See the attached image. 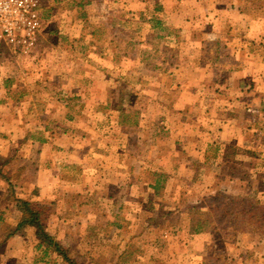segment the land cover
<instances>
[{
    "label": "rangeland",
    "instance_id": "374dc122",
    "mask_svg": "<svg viewBox=\"0 0 264 264\" xmlns=\"http://www.w3.org/2000/svg\"><path fill=\"white\" fill-rule=\"evenodd\" d=\"M31 1L0 36V264H264V0Z\"/></svg>",
    "mask_w": 264,
    "mask_h": 264
},
{
    "label": "built area",
    "instance_id": "2783aa9c",
    "mask_svg": "<svg viewBox=\"0 0 264 264\" xmlns=\"http://www.w3.org/2000/svg\"><path fill=\"white\" fill-rule=\"evenodd\" d=\"M38 5V2L33 4L31 0H0V36L3 34L7 35V38L3 40L2 43L5 44L14 42V39H11L10 36L11 33L15 31V26H18L19 24H21L20 28L29 27V31L35 33L37 32L39 23L35 22V25H32L31 23H28L27 18L29 15L34 14L33 11L38 7ZM32 17L34 16L32 15ZM22 39V42L18 41L19 45L21 43L33 45L34 43L33 37H24Z\"/></svg>",
    "mask_w": 264,
    "mask_h": 264
},
{
    "label": "trees",
    "instance_id": "16d2710c",
    "mask_svg": "<svg viewBox=\"0 0 264 264\" xmlns=\"http://www.w3.org/2000/svg\"><path fill=\"white\" fill-rule=\"evenodd\" d=\"M136 125V123H134ZM28 225L36 229L37 235L42 239V243L48 248L54 247L59 254L65 256L64 251L60 248V246L55 243L54 239L51 238L44 229L42 224V216L41 213L34 211L30 204L23 203V213H22V221L20 226ZM66 260V258H65ZM69 264H76V262L67 261Z\"/></svg>",
    "mask_w": 264,
    "mask_h": 264
},
{
    "label": "crops",
    "instance_id": "0c3cea01",
    "mask_svg": "<svg viewBox=\"0 0 264 264\" xmlns=\"http://www.w3.org/2000/svg\"><path fill=\"white\" fill-rule=\"evenodd\" d=\"M161 23V22H160ZM162 24V23H161Z\"/></svg>",
    "mask_w": 264,
    "mask_h": 264
}]
</instances>
